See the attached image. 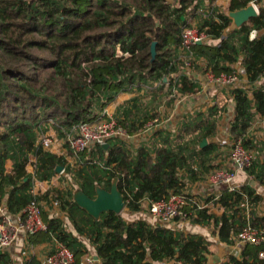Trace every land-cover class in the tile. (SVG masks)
Returning a JSON list of instances; mask_svg holds the SVG:
<instances>
[{
	"label": "trees",
	"instance_id": "1",
	"mask_svg": "<svg viewBox=\"0 0 264 264\" xmlns=\"http://www.w3.org/2000/svg\"><path fill=\"white\" fill-rule=\"evenodd\" d=\"M214 1L0 0V202L10 217L22 219L32 199L42 206L53 195L73 229L58 217L46 218L41 208L46 230L27 235L30 243L54 238L72 252V264H81L92 253L100 264H206L212 243L202 231L227 245L246 224L264 232V214L258 212L263 198L249 184L225 189L200 205L187 193L188 186L216 168L212 154L217 148L208 141L216 131L214 116L222 110L217 106L206 115L198 112L193 121L185 119L176 128L175 139L168 134L159 144L162 130H156L150 147L139 146L135 152L129 143L111 141L106 148L77 154L74 167L37 144L38 131H47L44 125L64 139L72 126L97 121L103 109L133 87L159 92L168 87L169 94L175 88L183 96L191 95L199 84L190 72L217 77L231 74L239 64L251 88L230 91L235 106L228 149L240 140L245 149L255 151L249 131L256 117H264V85L255 86L264 78V0H229L225 12L214 7ZM251 2L258 16L230 31L228 13ZM195 18V27L207 40L184 52L181 33ZM252 30L257 34L250 39ZM155 116L128 110L118 122L134 135ZM190 131L197 135L187 140ZM202 139L207 144L199 148ZM30 157L35 158L33 175L27 171ZM6 161L12 163L10 173ZM58 166L70 178L69 189L32 195L34 181H50ZM246 172L264 185V161L254 157ZM104 179L116 180L129 218L107 212L94 219L75 203L73 184L94 199L97 185L109 190ZM181 194L188 198L189 205L181 209L186 217H176L175 227L149 224L146 200ZM210 202L223 209L220 216L202 206ZM261 252L264 245H243L222 264H264ZM0 264H14L8 249L0 251ZM27 264L38 262L32 259Z\"/></svg>",
	"mask_w": 264,
	"mask_h": 264
},
{
	"label": "crops",
	"instance_id": "2",
	"mask_svg": "<svg viewBox=\"0 0 264 264\" xmlns=\"http://www.w3.org/2000/svg\"><path fill=\"white\" fill-rule=\"evenodd\" d=\"M217 1L220 0H215L213 2L214 7L217 5ZM223 1L224 4L226 5L225 10H227L229 0H223ZM197 19H199V17H197ZM197 19L196 18L189 19L190 25L195 27L196 26L195 23ZM234 68L236 70V80L231 88L217 86L213 84L212 81L208 79L205 75L197 72H190L191 74H193L192 76L194 78V81H197L199 84L198 86L199 90L196 93L183 96L179 94L175 88H172V91L169 89L172 95L170 96L174 98V101L173 102L169 101L170 97H168L169 102H161L159 106L156 109H154L155 112L159 114H165L166 116V119L162 120L161 123L162 126L159 127L158 129V130H162V134H161L162 137L161 136L158 137L157 142H159L160 144L161 141L163 140L162 138H165V136H167L168 134L170 135V139H175L178 126L182 124L185 119L188 121L189 120L193 121L192 119H194V115L197 114L198 112H202L204 113V115H206L213 106H217L219 110L221 109L222 110L221 112L217 113L214 116V118L217 121L216 131H215L216 134L208 141L210 144L214 145L217 148L212 154L213 157L215 158L213 163L216 165V168L213 169V171L217 169H230L232 166L229 161L230 149H228L229 147L228 128L231 123V120L233 119L234 106H235L232 96L230 95V91L233 87H243L249 89L251 88V86L250 85L248 86L247 84L246 76L241 66L237 64L235 65ZM261 85H264V78H262L260 81L255 83L256 87H260ZM167 89L168 87H165L163 89L164 95L169 93ZM159 91L160 90L152 89L150 87H141V88L133 87L131 91L119 94L116 97V99L106 107V109L110 114V109L111 110L116 109L117 111H120L121 109L120 107H123L126 104L127 107L131 109L134 107V105L138 109H140L139 106H141L144 113L151 114L152 113L151 105L153 101H151L149 94L159 93ZM182 96L186 98L187 101L186 99L183 100L181 98ZM162 97L163 95H161V98ZM177 99H180L181 101H178ZM203 99L209 101L208 105H204L202 101ZM163 125L165 129H163ZM43 127L47 129L46 133L54 138V143L52 145L50 153L62 157V159L66 162L67 166L74 167V165H76V163H78L79 161L77 160V158L73 159L72 155L69 154L65 145L62 144L63 139H60L58 133H56V131L53 128L49 127V125H44ZM166 128L172 130L174 128L175 134H173L170 130H167ZM249 133L250 136L253 138V142H255V144L257 145V149L255 151H252L254 153V157L257 156V158H259L260 161L262 162L264 161V117H256L252 127L250 128ZM190 134H194V136H196L197 131L196 132L190 131ZM218 134L224 137L222 141H220L221 137ZM155 139L156 138L154 136L143 134L141 138L137 140V142H139L138 145H136V143L130 144L131 152H135L139 146L150 147V145ZM93 155L95 156V154ZM34 162H35V158L30 157L29 164L27 166V171L30 175H33L34 169L31 170V168L34 167ZM8 163L9 166H7ZM8 163L7 162L5 163L6 173H10V171L12 170L11 161H8ZM100 170H105V169L101 167ZM64 175L60 171L59 173H56V175L53 176L50 181L35 180L33 183L32 192L35 193V191L40 190V192L44 193L49 189H57V190H61L62 192L68 190L69 188L68 189L66 188L67 186L66 180L68 181L69 177ZM207 177L203 181L199 182V184L197 183L198 185L196 184L198 186V190H197V194L195 195L196 197L194 198L197 199L194 200L199 205L203 204L206 198L210 196H216L221 191L227 189V186L225 185H218V184L209 185L210 182L207 181ZM245 184H249L250 186H252L255 189L256 193L262 196L263 202L261 206L258 208V212L264 214V185L259 186L256 182L252 180L251 177L247 175V172H241V173L239 172L235 178L234 186H236V188H239ZM74 186L76 185L73 184V187ZM97 187L100 186L97 185ZM202 206L208 208V213L213 214L215 216H220L223 213V209L217 204L214 205L213 203L210 202L208 204L204 203V205ZM243 207H246V209H248L247 206L245 205H243ZM41 208L43 207L41 206ZM54 209L55 208L49 209L48 206L47 207L44 206L42 212L46 218L58 217L62 219L63 221L66 222L64 224H66L68 228V224L64 214L60 210L57 211L58 213L62 214L63 217L61 218L60 217L61 214L55 215L54 213L55 211H53ZM243 213L245 214V212ZM196 229L197 227L195 228V230ZM201 233L204 236H206V238L208 237V240L211 241L212 243V245L210 246V254L207 256L206 264H222L227 260V257L229 255L237 254L235 253L232 245L220 243L217 241L216 238H209V236H207L209 235L208 232L204 233V231H202ZM8 251L12 256V259L14 260V264H27V262H29L32 259L37 261L38 264H41L43 258L53 252V244L49 239L48 240L40 239L35 243H30V238L28 236L22 235L20 236L16 245L8 249ZM94 257L95 256L93 253L83 257L81 260V264H100L98 259L96 260ZM89 258H91V260H88ZM164 264H169V263L166 262Z\"/></svg>",
	"mask_w": 264,
	"mask_h": 264
},
{
	"label": "built area",
	"instance_id": "3",
	"mask_svg": "<svg viewBox=\"0 0 264 264\" xmlns=\"http://www.w3.org/2000/svg\"><path fill=\"white\" fill-rule=\"evenodd\" d=\"M258 12L257 6L251 2ZM256 31L250 32L249 38L253 39L256 36ZM207 40L206 35L203 32L198 31L194 26L183 29L181 33L180 50L186 51L190 49L192 45L197 43H203ZM186 68L190 67L189 62L185 63ZM208 79L213 84L221 87H232L236 80V70L229 75L221 74L214 76L210 72H205ZM156 117V116H155ZM159 118L150 119L143 127V130L134 135H128L123 126L112 117L107 109H103L100 112V117L97 121L91 123H81L72 126L67 133H65L63 139V145L66 149L72 153L73 159L77 154L89 151L96 146H104L108 142L120 140L125 143L139 144L137 140L141 138L143 134L153 135L158 130L160 123ZM54 138L48 135L46 132L38 131L37 144L45 151L50 152L53 145ZM229 161L231 163L230 169H217L207 177V181L218 185H225L227 189L233 190L234 181L237 174L240 172H246L254 161V153L245 149L242 146L240 140L235 141L232 144L230 150ZM63 169L61 170V172ZM33 189V188H32ZM32 195H37L32 192ZM58 201L55 200L52 206L58 207ZM189 205L186 194L171 195L167 199L158 201L146 200L144 202V208L147 212L149 224L162 225L165 227H175L173 221L176 217L186 214H182V207ZM24 218L10 217L7 213L5 205L0 202V251H5L16 245L20 236L34 235L38 232L45 231L46 225L41 217L40 203L32 199L25 207ZM53 252L47 255L41 262V264H72L74 257L72 252L60 243L56 239H52ZM235 253L243 245L260 246L264 245V232L252 228L246 224L242 229L232 238V244ZM261 259H264V252L259 254ZM88 260H91L89 258ZM169 264H183L180 261H170Z\"/></svg>",
	"mask_w": 264,
	"mask_h": 264
},
{
	"label": "water",
	"instance_id": "4",
	"mask_svg": "<svg viewBox=\"0 0 264 264\" xmlns=\"http://www.w3.org/2000/svg\"><path fill=\"white\" fill-rule=\"evenodd\" d=\"M258 16V12L255 10L252 4H249L247 7L232 11L228 13V17L231 20L229 29L230 31H234L240 28L243 24L247 23L251 18H255ZM155 42L151 44L150 54L152 60L155 57ZM201 44L200 42L197 45ZM206 139H202L199 144L200 148L206 146ZM108 145L105 144L106 148ZM62 170V167L58 166L55 169L56 173H59ZM75 203L84 210L89 216L94 219H99L102 213L113 212L115 214H119L123 207V199L120 192L116 188V180L114 179V183L109 191H106L100 187H96L95 189V198L91 199L87 197L81 190L76 191L73 194ZM96 260L97 256L94 257Z\"/></svg>",
	"mask_w": 264,
	"mask_h": 264
},
{
	"label": "rangeland",
	"instance_id": "5",
	"mask_svg": "<svg viewBox=\"0 0 264 264\" xmlns=\"http://www.w3.org/2000/svg\"><path fill=\"white\" fill-rule=\"evenodd\" d=\"M225 4H224V1L223 0H220V1H217V5L215 6V7H217L218 9H219V11L220 12H225V11H227V10H225ZM196 23H197V20H196ZM201 72V70H198L197 71V73H200ZM203 75H205V73H203ZM206 76V75H205ZM204 80V79H203ZM148 85H152V83H149ZM208 86V85H207ZM150 95V98H151V101H153L152 102V105H151V110H152V114L153 115H156V117H154V118H159V122L158 123H160L161 122V120H165L166 119V116H165V114H159V113H157V112H155L154 111V109H156L158 106H159V104L161 103V102H169L168 101V97H170V99H171V94H165L164 95V90L163 91H161V93L159 92V93H155V94H149ZM161 95H163V97L161 98ZM183 100H185L186 98H184L183 96L181 97ZM178 101H181L180 99H177ZM176 100V101H177ZM174 101V98L172 99V102ZM186 101H187V99H186ZM203 101V103H204V105H208V103H209V101H207L206 99H203L202 100ZM140 107V109H138V108H136V110L135 109H131V108H128L127 107V105L125 104L123 107H120L121 109H120V111H117L116 109L114 110V109H110V114H111V116L112 117H114L116 120H118V121H120L121 119H122V117H123V114L124 113H126L128 110H132L133 112H134V110H135V112H134V114H137V113H142L143 112V109L141 108V106H139ZM128 108V109H127ZM140 115V114H139ZM152 119V118H151ZM161 124V123H160ZM162 125H160V127H161ZM220 126V125H219ZM158 129H159V127H158ZM163 129H165L164 128V125H163ZM167 129V128H166ZM167 130H170L173 134H175V129L173 128V130L172 129H167ZM219 133V132H218ZM215 134H216V132H215ZM219 135V134H218ZM220 137H221V139H220V141H222V139L224 138L223 136H221V135H219ZM186 139L188 140V139H191L192 137H194V134H187L186 136ZM195 138V137H194ZM53 143H54V140H53ZM7 163H8V161H6ZM7 166H9V163L7 164ZM31 170H33V167L31 168ZM69 180L68 181H70V178H68ZM71 182H72V180H71ZM66 183V182H65ZM103 183L104 184H106L107 185V187L109 188V190L111 189V187H112V185H113V183H114V180H109V182H108V180H104L103 181ZM199 184V183H198ZM197 184V185H198ZM197 185H194V186H188L190 189H188L187 190V193H189L190 195H192L193 196V199H195L194 197H196L195 195L197 194V190H198V186ZM209 185H215V183H209ZM70 186V185H69ZM73 191H72V193L74 194L76 191H78V189H77V187L76 186H72V188H71ZM102 189H104V188H102ZM105 190V189H104ZM109 190H106V191H109ZM41 193H43V192H40V190H38V191H35V194H41ZM45 193V192H44ZM53 196V195H52ZM51 196V197H52ZM50 197V200L46 203L45 201H43L41 204H42V207L44 208V206H48L49 207V209H51V208H54L53 206H52V203H53V201L55 200L54 199V197H52L51 198ZM197 199V198H196ZM195 199V200H196ZM44 205V206H43ZM43 208H42V210H43ZM56 209V210H55ZM55 209L53 210V211H55L54 213H55V215H58V214H61V213H58L57 211L59 210V207H55ZM119 214H121L124 218H129V216H127V213H125V207H123V209H122V211L119 213ZM61 218L63 217L62 216V214H61V216H60ZM68 229H71L70 227H69V225H68ZM46 257V256H45ZM44 257V258H45ZM43 258V259H44Z\"/></svg>",
	"mask_w": 264,
	"mask_h": 264
}]
</instances>
